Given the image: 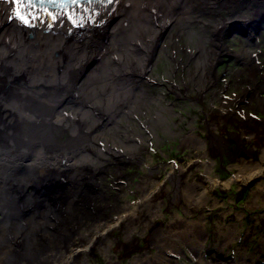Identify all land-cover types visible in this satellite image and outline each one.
I'll use <instances>...</instances> for the list:
<instances>
[{
    "label": "bare ground",
    "instance_id": "1",
    "mask_svg": "<svg viewBox=\"0 0 264 264\" xmlns=\"http://www.w3.org/2000/svg\"><path fill=\"white\" fill-rule=\"evenodd\" d=\"M34 2L29 11L36 19L26 26L14 16V4L0 0V264H91L89 253L80 259L79 254L62 255L75 240L108 226L105 201L117 203L116 214L134 213L129 223L139 222L145 231L154 218H165V201L148 204L145 209L152 215L139 216L120 195L126 183V193L148 190L156 166L142 158L143 141L150 145L159 136L178 137L173 123L182 116L176 112L182 104L192 110L209 107L228 123H261L249 109H264L263 96L257 103L251 99L264 93V0H90L65 8ZM227 57L241 67L234 79L247 85L242 96H228L230 83L219 72ZM168 92L177 98L174 102L167 101ZM193 122L187 123L191 131L179 137L180 150H200L207 157V142ZM207 123L211 131L217 128ZM210 144L216 151L225 147L215 134ZM206 160V176L218 186L216 161ZM140 165L146 167L136 183L130 167ZM232 170L238 174L226 188L232 181L248 187L264 177L249 159ZM111 172L109 183L117 196L107 185ZM174 174L167 194L173 204L183 191V210L171 212L167 231H153L157 242L148 250L158 256L148 257L146 251L132 264H179L162 254L168 248L183 252L182 246L201 258L205 247L196 240L206 234L189 208L196 200L205 205L209 194L195 200L202 185L182 169ZM128 228L126 241L134 244L132 236L140 228ZM46 230L55 232L50 245L38 240ZM109 232L97 236L104 245L98 250L107 264H119L111 255ZM86 247L94 252L98 244Z\"/></svg>",
    "mask_w": 264,
    "mask_h": 264
},
{
    "label": "rangeland",
    "instance_id": "2",
    "mask_svg": "<svg viewBox=\"0 0 264 264\" xmlns=\"http://www.w3.org/2000/svg\"><path fill=\"white\" fill-rule=\"evenodd\" d=\"M262 46L264 49V41ZM231 49L235 50L233 47ZM261 61L264 64V57ZM240 68L241 67L235 66L234 61L228 57L219 67V72L221 74L225 73V80L223 79V81L230 83L228 96L234 98L235 96H242L244 94V89L247 88L246 84L244 86L237 79H234L236 78L235 72ZM229 69H234V73L231 75L228 74ZM162 89L166 91L165 85L162 86ZM253 92L255 93V91H252V94ZM259 92L255 93V96L253 94L254 97L251 98L254 103H257L262 96L264 97V93ZM167 96H170L167 98L168 102H174L177 99L169 92ZM223 97H225V95ZM249 97L250 95L247 96V99ZM247 99H243L244 101L241 103L245 104ZM241 103H239V105ZM189 104V106H191V103ZM181 108L182 110H177L176 112L178 114L180 113L182 116H179L178 119H176V123H173L175 124L173 131L175 133L177 132L176 134L179 135L178 137H170L167 135L159 136V140H154V142L150 141V145L147 143L148 140L147 142L143 141V149L140 150V154L143 156L142 158L145 161L152 160L153 165L156 166V172L150 178L152 179V183H150L148 190L145 194H141L133 188L126 193L128 188L126 183L124 194L122 192L120 195L123 198V204H126L125 201L131 203L132 209H135V213H138L137 215L139 216H145L146 213H149L145 209L148 204L156 207L158 204L165 201L166 204L168 203L163 211L165 218L163 220L154 218L155 222L153 227L145 231V225H142L139 222L136 223V226L135 223H129L130 217H132L134 213L119 212L116 214L114 208L117 203H113L112 200L109 199V201H105L108 205L105 209V211L107 210V214L104 215V218L107 216L106 219L108 221L105 223L108 226L106 228L103 227L102 229H98V232L95 231L89 233L87 237H84V240H75L79 237L76 236V238H74L75 243H73L68 251L66 250L63 252L62 257L68 256L67 258L70 259L73 255L75 256V254H79L78 258L80 259L81 257L84 258V255L89 253L91 264H107V260L103 256L104 251L98 250L104 247L103 244H99L102 241V237H100V241H98L97 236H102V234H106L109 231L108 234H110V239L113 241L114 247L111 251V255L118 260L119 264H132L134 259L136 260L139 256L145 258L146 251H148V253H146L148 257L152 258L158 256L156 250H148L150 248V243H153V240L156 241V238L153 239L152 237L153 231L158 227H162L163 230L167 231L168 219L170 218L169 215L176 210L178 213H181V210H183L181 209L182 205L185 204L183 198L185 193L183 191L180 192L178 198H176L177 200L175 199L173 201V204L167 194L171 191V177L175 176V172L182 169L184 175H188L189 180L195 181V183H199L203 187L198 189L197 196L193 197L195 200L197 197H202V195L205 194L204 192H206V195L207 193L209 194V199L206 201L205 205L198 204L196 200L195 206L199 207L195 208V206H193L189 208L193 211V218H191L193 219V222L201 225L205 230V237L199 239V241L196 240L199 244L203 243L205 249L202 250L201 258H198V256L196 257L194 254L190 253L188 247L185 246L180 248L184 250L183 252L176 251V254L169 252L172 248H166L169 251H164L162 254L163 257L176 261L179 264H237L240 259L246 260L244 261V264H264V177H261L260 181L253 183L248 187L242 188L239 186L241 184L240 181L239 183L232 181L230 187H225V185L230 183V181L238 174L236 170H232V167L238 165L242 160L249 159L258 163L264 173V161L261 160V156L263 155L262 151L264 149V125H262L264 124V109H249L250 117L254 116L258 122L262 123H259L260 126L262 125L259 127V124L253 126L247 123L241 124V122L235 120L228 123L226 120L220 119L221 117L216 116V113H213L212 110L206 106L205 109L197 107L192 110L184 108L182 104ZM191 120H194L193 123L198 134H201L202 138L207 142L208 150L206 152H208L209 156L216 161V173L214 174L213 179L215 178L218 182V186L216 185L213 187L214 180L211 182L207 178L206 171L203 168L204 164H207L206 162H208V160L206 159H208L209 156H207V158L200 150H180L179 137L191 131L187 124ZM209 121L213 123L215 122L217 128L211 131L207 126V122ZM213 134L217 135V137L224 142L225 147L223 150L217 149L216 151V149L211 148L210 143ZM145 167L142 165H140V167H130V174L133 175V177L134 175L136 176V178H134L136 183L140 182L141 177L143 178V169ZM113 174V172L110 173L107 185L108 188H110L109 192H111L113 196H117V191H115L112 187L113 185L109 183L113 179ZM89 177L93 179L92 176ZM133 187H135V185ZM125 197L126 200L124 199ZM256 197H258L257 202L256 204H253L254 198ZM102 209L103 208H101V210ZM65 213L66 212H64V214ZM61 216L62 213L57 214V218H60ZM139 216L136 218L139 219ZM74 226L77 231H81L78 224ZM128 227L134 228V230L136 227L140 228V230L135 231V234L132 236L133 242H135L134 244L132 242L128 244L126 241V237L129 236V232L131 231ZM96 228L97 226L93 227L94 230ZM85 229L83 230L86 235L89 231L87 232ZM52 232L53 231L43 232L40 237L38 236V240H42L46 245L47 243L50 245V241L55 233ZM139 232L140 234L143 233V237L140 236ZM56 233L58 232L56 231ZM72 233L77 234L75 230L69 232V234ZM138 236L141 238H138ZM163 237H165V235ZM163 237L160 238V241H163ZM59 238L61 237L59 236ZM196 241H194L195 244L197 243ZM90 242L98 244V247L94 252L88 251L86 247V244ZM165 254H169L170 256H166ZM172 256L176 257L172 259Z\"/></svg>",
    "mask_w": 264,
    "mask_h": 264
},
{
    "label": "snow or ice",
    "instance_id": "3",
    "mask_svg": "<svg viewBox=\"0 0 264 264\" xmlns=\"http://www.w3.org/2000/svg\"><path fill=\"white\" fill-rule=\"evenodd\" d=\"M10 2L14 4V16L24 25L31 26V21L36 19L33 13L29 11L30 8L36 6L34 0H10ZM53 2H55V0H53ZM109 2H111V0H109ZM49 15H51V13H49ZM52 19L55 20L56 17L52 16Z\"/></svg>",
    "mask_w": 264,
    "mask_h": 264
}]
</instances>
